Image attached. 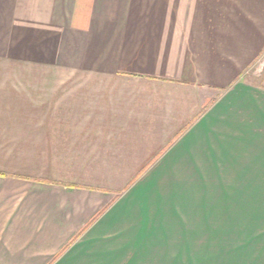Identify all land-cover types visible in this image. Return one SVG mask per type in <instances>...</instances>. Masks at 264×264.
<instances>
[{
  "label": "crops",
  "instance_id": "0c3cea01",
  "mask_svg": "<svg viewBox=\"0 0 264 264\" xmlns=\"http://www.w3.org/2000/svg\"><path fill=\"white\" fill-rule=\"evenodd\" d=\"M0 264H264V0H0Z\"/></svg>",
  "mask_w": 264,
  "mask_h": 264
},
{
  "label": "rangeland",
  "instance_id": "374dc122",
  "mask_svg": "<svg viewBox=\"0 0 264 264\" xmlns=\"http://www.w3.org/2000/svg\"><path fill=\"white\" fill-rule=\"evenodd\" d=\"M23 55H24V54H20V55L18 54V58L20 57L22 61H23ZM19 70H20V69H18V73H19ZM21 70H23V69H21ZM18 75H19V74H18ZM22 151H23V150H22Z\"/></svg>",
  "mask_w": 264,
  "mask_h": 264
}]
</instances>
